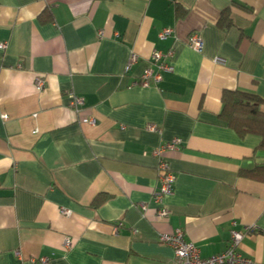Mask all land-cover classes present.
Returning a JSON list of instances; mask_svg holds the SVG:
<instances>
[{
	"label": "crops",
	"instance_id": "1",
	"mask_svg": "<svg viewBox=\"0 0 264 264\" xmlns=\"http://www.w3.org/2000/svg\"><path fill=\"white\" fill-rule=\"evenodd\" d=\"M163 28L172 36L159 40ZM192 32L200 52L186 43ZM3 41L0 264H170L161 233L181 229L208 257L249 225L238 251L264 264L261 137L218 117L223 91L264 99V0H0ZM169 48L172 72L130 85L153 50ZM69 90L84 99L78 114ZM173 138L180 146L163 157L175 181L159 217L152 151Z\"/></svg>",
	"mask_w": 264,
	"mask_h": 264
},
{
	"label": "built area",
	"instance_id": "2",
	"mask_svg": "<svg viewBox=\"0 0 264 264\" xmlns=\"http://www.w3.org/2000/svg\"><path fill=\"white\" fill-rule=\"evenodd\" d=\"M101 31H99V35ZM172 36V30L170 28H163L157 35L159 40L166 39ZM186 43L195 51L200 52L203 48V41L197 32H192L188 35ZM7 46V42H0V49L4 50ZM174 57L173 48L167 50H153L149 57L148 65L134 77L130 85L139 86L142 88H148L151 86H157L162 80L164 73H170L173 71L172 60ZM138 57L134 53H131L125 63L124 72H128L132 65L137 63ZM35 88L41 91L45 86V79L37 75L34 80ZM68 103L67 107L75 113H80L84 110V99L72 90L67 91ZM5 118V116H2ZM80 122L92 124L94 122L92 117L84 116L80 119ZM146 128L149 131H158L154 125L148 124ZM181 144V140L173 138L158 147H156L152 153L158 158L157 164V186L152 193V201L157 205L156 214L159 217L168 216V210L163 206V199L171 194L174 186L175 175L171 170L167 160L163 157V153L178 148ZM141 210L145 209V205L141 204ZM60 213L64 216H69L71 211L67 208L61 207ZM235 225V222H232ZM257 229L255 225H249L245 229L232 228L226 247L211 256L201 257L199 249L185 238V233L176 228L170 233H161L158 236L160 243L169 246L173 251V258L170 264H254V261L248 257L242 255L238 251V245L245 235L254 232ZM65 247H70L69 238H65L63 241ZM17 255L18 252H15ZM31 262L34 259H29ZM38 264H51L47 257H42L37 260Z\"/></svg>",
	"mask_w": 264,
	"mask_h": 264
},
{
	"label": "trees",
	"instance_id": "3",
	"mask_svg": "<svg viewBox=\"0 0 264 264\" xmlns=\"http://www.w3.org/2000/svg\"><path fill=\"white\" fill-rule=\"evenodd\" d=\"M46 15V20H50ZM264 99L239 90L223 91L221 95V110L218 117L237 135L256 134L261 137L259 147L264 148ZM103 201L97 196L93 206H98Z\"/></svg>",
	"mask_w": 264,
	"mask_h": 264
}]
</instances>
